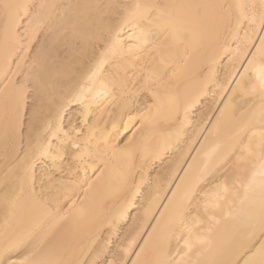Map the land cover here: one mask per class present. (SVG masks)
I'll list each match as a JSON object with an SVG mask.
<instances>
[{
  "label": "bare ground",
  "instance_id": "1",
  "mask_svg": "<svg viewBox=\"0 0 264 264\" xmlns=\"http://www.w3.org/2000/svg\"><path fill=\"white\" fill-rule=\"evenodd\" d=\"M0 264H264V0H0Z\"/></svg>",
  "mask_w": 264,
  "mask_h": 264
}]
</instances>
